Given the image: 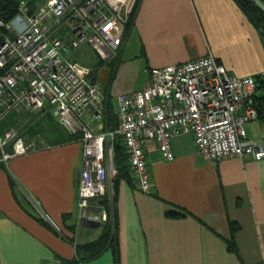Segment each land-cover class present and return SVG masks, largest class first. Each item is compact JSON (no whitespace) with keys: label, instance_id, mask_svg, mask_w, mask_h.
Segmentation results:
<instances>
[{"label":"crops","instance_id":"crops-1","mask_svg":"<svg viewBox=\"0 0 264 264\" xmlns=\"http://www.w3.org/2000/svg\"><path fill=\"white\" fill-rule=\"evenodd\" d=\"M136 2L113 59L103 62L97 54L96 65H88L98 78L110 69L106 84L116 112V95L146 87L152 67L212 53L234 75L264 73V33L235 0ZM18 123L36 146L0 163L1 264H264V158L208 160L185 133L172 138L175 158L168 161L150 141L145 153L151 192L138 189L131 176L112 179L108 194L91 200V218L82 220L80 136L69 134L49 106L18 112ZM246 129L249 137L260 135L257 121ZM114 215L118 263L109 244L95 256L88 245Z\"/></svg>","mask_w":264,"mask_h":264},{"label":"built area","instance_id":"built-area-1","mask_svg":"<svg viewBox=\"0 0 264 264\" xmlns=\"http://www.w3.org/2000/svg\"><path fill=\"white\" fill-rule=\"evenodd\" d=\"M136 0H43L34 8L18 2V24L0 19V163L36 146L22 125L1 133L11 111L21 115L49 106L61 126L80 136L82 169L78 210L82 220L94 198L106 196L118 174L115 143L121 138L132 176L150 193L152 179L145 149L155 141L162 157L173 160L172 138L190 133L208 160L228 156L264 158V117L253 75L230 73L212 54L148 71L146 87L116 95L118 125L96 132L85 120L102 121L104 87L96 72L72 54L91 45L103 62L116 55ZM19 19L22 23H19ZM257 121L260 135L249 137L246 125ZM93 219H98L95 215ZM104 212L101 219H106ZM43 264H71L52 259Z\"/></svg>","mask_w":264,"mask_h":264},{"label":"trees","instance_id":"trees-1","mask_svg":"<svg viewBox=\"0 0 264 264\" xmlns=\"http://www.w3.org/2000/svg\"><path fill=\"white\" fill-rule=\"evenodd\" d=\"M241 10L245 13L248 19L257 27H259L264 33V12L252 1V0H235ZM264 1V0H263ZM18 2L19 0H0V19L10 21L14 19L18 14ZM31 6L34 8L37 4L43 2V0H29ZM137 12V2L133 7L132 12L129 16V22L131 23ZM258 84L260 94L258 96V110L260 117H264V73L254 75ZM109 82L104 87V108H103V124L104 130L114 129L118 125V115L114 109L113 97L108 91ZM115 164L118 168V174L114 178V183L121 176H132L131 167L128 161L125 145L121 138H118L115 143ZM11 185L14 186V178L9 175ZM168 215L181 216L182 213L169 210ZM111 230H114L112 234ZM117 230V218L114 215L113 221L110 226L102 233L100 238L92 243H89L91 248L92 256L100 253L109 244L116 252V262L118 263L119 257L116 248V237L115 231ZM230 248L235 250V244L233 241L230 242ZM72 264H81L80 261H71ZM1 264V262H0Z\"/></svg>","mask_w":264,"mask_h":264},{"label":"rangeland","instance_id":"rangeland-1","mask_svg":"<svg viewBox=\"0 0 264 264\" xmlns=\"http://www.w3.org/2000/svg\"><path fill=\"white\" fill-rule=\"evenodd\" d=\"M14 23L18 24V17L14 18ZM19 23H22L20 19H19ZM98 59L99 57L97 53L92 49L91 45L89 44H84L78 50H76L71 56V60L80 61L81 63L86 65H96ZM89 118H90L89 116L87 115L85 116L86 121H88ZM12 126L18 127V111L15 110L11 111L7 116L3 118L1 123V133L3 134L5 130H7L9 127ZM41 135H42L41 137H43L45 136V133Z\"/></svg>","mask_w":264,"mask_h":264},{"label":"water","instance_id":"water-1","mask_svg":"<svg viewBox=\"0 0 264 264\" xmlns=\"http://www.w3.org/2000/svg\"><path fill=\"white\" fill-rule=\"evenodd\" d=\"M252 1L264 12V1L263 0H252ZM263 28H264V25H263ZM109 70L110 69H106V72H107L106 75L100 74V81H101L103 87H105V85H106ZM90 127H92L94 131L98 132L101 129H103L104 124L99 120H94L90 124Z\"/></svg>","mask_w":264,"mask_h":264}]
</instances>
